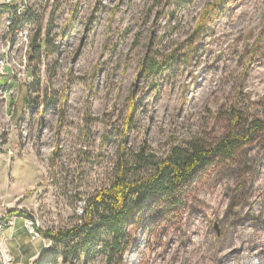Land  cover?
<instances>
[{
	"label": "rangeland",
	"instance_id": "obj_1",
	"mask_svg": "<svg viewBox=\"0 0 264 264\" xmlns=\"http://www.w3.org/2000/svg\"><path fill=\"white\" fill-rule=\"evenodd\" d=\"M29 7L24 23L40 47L26 78L0 80L15 94L13 111L0 115V213L8 222L0 253L6 264H108L101 247L69 254L43 232L83 222L91 199L112 183L122 148L146 145L161 157L264 122V0ZM153 58L166 60L156 72ZM180 188L179 202L157 198L144 208L112 264H220L236 247L245 249L238 264H264V131Z\"/></svg>",
	"mask_w": 264,
	"mask_h": 264
},
{
	"label": "trees",
	"instance_id": "obj_2",
	"mask_svg": "<svg viewBox=\"0 0 264 264\" xmlns=\"http://www.w3.org/2000/svg\"><path fill=\"white\" fill-rule=\"evenodd\" d=\"M33 46V50L40 47L35 46V42ZM165 62L164 59L153 58L149 69L156 72ZM233 120L234 126L242 125L239 114H235ZM261 131H264V122L254 120L244 123L240 130L233 127L214 146L195 142L188 146L175 145L161 157L147 152L146 145L134 153H125V148H122L112 183L91 199L83 222L71 228L47 230L43 235L64 246L67 253L73 255L77 248L81 253H89L91 249L101 247L107 254L108 264H112L128 246L126 237L129 225L134 223L146 206L157 198L179 202L180 187L198 169L210 164L214 157H233L241 146L249 143ZM259 209L260 206L256 207V210ZM72 241H80L81 244L70 246ZM244 250L243 247H236L228 251L225 254L227 259L220 264L229 263L228 259L238 264ZM117 262L121 263V260Z\"/></svg>",
	"mask_w": 264,
	"mask_h": 264
},
{
	"label": "built area",
	"instance_id": "obj_3",
	"mask_svg": "<svg viewBox=\"0 0 264 264\" xmlns=\"http://www.w3.org/2000/svg\"><path fill=\"white\" fill-rule=\"evenodd\" d=\"M35 1L37 0H0V80L5 77L10 83L13 78L22 80L27 77L33 47L30 44L31 31L26 28L24 20L30 9L29 2ZM14 98V91L8 89L7 83L0 81V106L3 107L0 108V115L3 110H7V113L9 110L13 111L11 109H14V103L10 100ZM2 150L3 140L0 138V154ZM9 154H12V151H9ZM7 224L6 215L0 213V235L4 233ZM27 227L35 238L40 236L31 220L28 221ZM1 256L6 264L2 252Z\"/></svg>",
	"mask_w": 264,
	"mask_h": 264
},
{
	"label": "water",
	"instance_id": "obj_4",
	"mask_svg": "<svg viewBox=\"0 0 264 264\" xmlns=\"http://www.w3.org/2000/svg\"><path fill=\"white\" fill-rule=\"evenodd\" d=\"M0 264H4V262H3V260H2L1 253H0Z\"/></svg>",
	"mask_w": 264,
	"mask_h": 264
}]
</instances>
